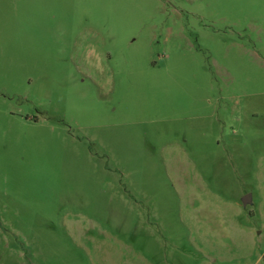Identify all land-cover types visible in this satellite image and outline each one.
<instances>
[{
  "label": "rangeland",
  "instance_id": "rangeland-1",
  "mask_svg": "<svg viewBox=\"0 0 264 264\" xmlns=\"http://www.w3.org/2000/svg\"><path fill=\"white\" fill-rule=\"evenodd\" d=\"M0 264H264V0H0Z\"/></svg>",
  "mask_w": 264,
  "mask_h": 264
},
{
  "label": "water",
  "instance_id": "water-1",
  "mask_svg": "<svg viewBox=\"0 0 264 264\" xmlns=\"http://www.w3.org/2000/svg\"><path fill=\"white\" fill-rule=\"evenodd\" d=\"M248 203H249V197L246 196L245 198H243V200H242V204L245 206V205L248 204Z\"/></svg>",
  "mask_w": 264,
  "mask_h": 264
}]
</instances>
